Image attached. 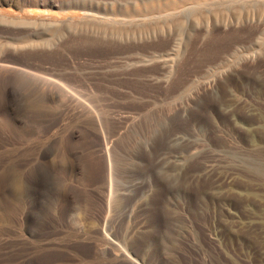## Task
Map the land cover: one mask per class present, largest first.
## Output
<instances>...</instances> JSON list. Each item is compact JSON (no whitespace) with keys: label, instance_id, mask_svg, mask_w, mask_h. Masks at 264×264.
Returning <instances> with one entry per match:
<instances>
[{"label":"rangeland","instance_id":"rangeland-1","mask_svg":"<svg viewBox=\"0 0 264 264\" xmlns=\"http://www.w3.org/2000/svg\"><path fill=\"white\" fill-rule=\"evenodd\" d=\"M129 1L0 0V264H264V0Z\"/></svg>","mask_w":264,"mask_h":264},{"label":"bare ground","instance_id":"bare-ground-1","mask_svg":"<svg viewBox=\"0 0 264 264\" xmlns=\"http://www.w3.org/2000/svg\"><path fill=\"white\" fill-rule=\"evenodd\" d=\"M138 1H140V0L129 1L130 2L129 6H131V8H128V9L126 8L124 10H118L116 12H110L109 11V12H102V13L104 15L124 16L125 18H127V17H133L135 14H142V12H149L151 14H156V13L160 12L159 10L165 11L170 6L180 5L181 3H183L180 0H177V1H169L168 0V2H164V0H162V2L159 1L161 3H158L157 0H141L140 2H142L143 3L142 5H144L141 8L138 6V3H137ZM197 1H204V0H197ZM83 7L85 8L86 6H83ZM90 10H92V9H90Z\"/></svg>","mask_w":264,"mask_h":264},{"label":"trees","instance_id":"trees-1","mask_svg":"<svg viewBox=\"0 0 264 264\" xmlns=\"http://www.w3.org/2000/svg\"><path fill=\"white\" fill-rule=\"evenodd\" d=\"M218 264H220V263H218Z\"/></svg>","mask_w":264,"mask_h":264}]
</instances>
